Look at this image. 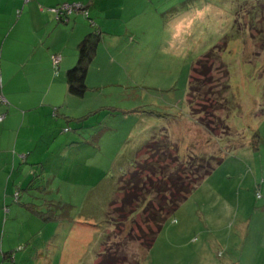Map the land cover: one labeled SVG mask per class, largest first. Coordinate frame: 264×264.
Returning <instances> with one entry per match:
<instances>
[{
    "label": "rangeland",
    "instance_id": "obj_1",
    "mask_svg": "<svg viewBox=\"0 0 264 264\" xmlns=\"http://www.w3.org/2000/svg\"><path fill=\"white\" fill-rule=\"evenodd\" d=\"M100 2L102 8L119 12L112 6L114 2L96 0ZM115 2L118 4L117 0ZM242 2L244 0L126 2V16L121 12L118 18H125L129 30L122 35H111L107 28L103 31L111 37L103 35V40L108 41L104 44L106 48L100 42L105 53L110 49L108 55L113 62L108 64L106 58L96 60L92 71L97 79L88 84L94 90L88 91L82 99L72 97L75 102H60L54 133L43 135L46 133L43 132L39 148L30 151L28 161L21 158L18 174V170H14L10 180L14 192L7 199V205L10 208L12 203L20 210L16 208V213L9 214L5 222L9 208L0 214V245L4 246L0 261L4 256L13 258L15 255L16 263L7 258L3 264H57L60 253L67 248L63 264H97L100 246L107 241V235L118 241L124 238L126 231H114L104 215L106 206L112 200L117 201L114 194L120 175L131 172L132 166L144 161V154L138 155L139 152L151 147L153 138L161 137H166L177 148L182 162L188 156H201L209 161L219 160L220 165L162 225L149 250L127 241L124 252L129 264H226L227 241L236 244L233 250H237V245L244 240L252 248L251 240L263 239L264 46L251 39L256 32L246 24V15L253 3L259 4L256 0L244 4L240 16L235 15L237 21L243 22L237 26L241 38L228 39L229 44L224 45V37L232 36V25L237 23H233L235 6L240 7ZM117 32L121 33L122 29ZM215 46L224 49L220 61H214L215 72L223 74L220 65L226 66L230 91L236 102V108L226 118L232 133L221 131L217 137L195 126L187 106L191 69ZM104 52L100 58L106 55ZM86 115L83 127L77 131L66 123L70 116L77 119ZM201 120L196 119L199 124L207 125ZM205 121L211 131L223 128L219 122ZM67 127L70 132L63 133ZM254 135L258 136L256 143L252 142ZM59 137L76 142L62 144L63 149L51 147V143L59 142ZM80 142L85 144L79 145ZM4 150L0 159L10 158ZM39 159L45 165V177L40 180L39 188L25 190L31 181L27 178L30 165ZM55 161L64 163L53 166ZM77 161L82 164H76ZM7 173L9 175L10 171ZM85 199L81 212L80 205ZM50 201L77 204L69 212L73 222L66 220L58 224L39 219L24 206H39ZM223 205L225 209H221ZM92 207L95 209L91 210ZM56 210L60 215V209ZM77 214L79 218L75 219ZM240 223L244 224V230ZM232 255L236 256L234 264H253L249 252L243 257L239 251H233Z\"/></svg>",
    "mask_w": 264,
    "mask_h": 264
},
{
    "label": "trees",
    "instance_id": "obj_2",
    "mask_svg": "<svg viewBox=\"0 0 264 264\" xmlns=\"http://www.w3.org/2000/svg\"><path fill=\"white\" fill-rule=\"evenodd\" d=\"M251 1L253 0H244V2L240 3V7L238 5L235 6L233 23L237 21L235 15L237 17L240 16V8ZM256 1L259 4L253 3L252 10L246 15L248 22L246 24L256 32V35L252 36L251 39L263 47L264 0ZM83 8L87 11V6H83ZM60 20L64 21L63 19ZM242 23L237 21V23L232 25V27L234 26L233 34L230 37H224V45L225 43L229 44L228 41L231 39L241 38L239 36L240 32L237 31V26L238 24L242 25ZM100 35L98 31L92 32L78 44L76 64L66 72L65 76L67 93L73 98L82 99L88 91L94 90L93 88H89L90 86L88 87L87 75L100 44ZM223 52L224 49L221 46H215L204 55L203 59L198 60L194 64L191 69L187 93V106L190 109L189 115L195 122V126H198L209 135L215 134V137H217V134H221V131L222 133H232L227 125L226 118L236 108L235 99L230 91L229 74L226 66L223 63L219 64L222 68L221 72H224L223 74H219L220 72H215V66L213 65L214 61H220V56ZM194 75H197L199 78H195ZM0 95L3 97L1 88ZM194 107L197 108L195 109ZM57 109L54 111L55 117H57ZM87 117L86 115L78 119L67 118L66 120L68 125L70 124L75 127L72 128L73 131H77L84 125L83 121ZM198 118H202L200 122H204L207 125L203 126L199 124L196 121ZM205 119L209 120L210 123L211 121L212 123L219 122L223 128L211 131ZM71 122H75V124ZM62 132L68 134L70 130L68 128ZM74 136L78 137L76 134ZM225 136H231V134H226ZM253 138H255L252 141L253 143L258 142L257 135H254ZM84 141L87 142L86 140ZM153 141L154 144L151 147H146V149L138 154H144V161L132 166L133 170L131 172H127V174L124 172L120 175L122 176L120 179L117 177L115 180L116 183L119 179L116 183L117 187L114 194L117 201L112 200L106 206L104 215L106 216V220H110L111 225L109 226L114 231L116 229H120L122 232L123 230L126 231L123 234V239L116 235V237L120 238L118 241L116 239L112 240L109 234L107 235V241L100 246L102 250L99 256H97V264H129V260L124 252L125 244L128 242V244L134 243L136 246L149 250L150 246H152L153 238L160 233L162 225L174 215L179 206L199 187L202 181L209 175H212L215 167L220 165L219 160L209 161L201 156H188L185 162H182L183 160H179L177 148L166 137L155 140L153 138ZM75 142V139H70L68 144L74 145ZM82 144L85 143H79V145ZM58 162L64 163V161H55L53 166L58 165ZM49 163H47L48 166H50ZM76 164L81 165L82 162L77 161ZM44 172H46L44 163L37 161L31 164V181L29 180L30 182L25 190L39 188L38 184L40 180L45 177L43 175ZM84 203H86V199L83 205H80L81 212L85 208ZM76 205L70 206L50 201L41 203L39 206L34 204L24 206L33 216L39 219L45 218L44 220L57 221L58 224H61L66 222V220L73 222L71 213L69 212ZM57 208L61 211L60 215H58ZM93 209L95 207L91 208V210ZM78 215L80 214H77L74 218H79ZM135 216H138L139 220H136ZM143 228L146 229L143 230Z\"/></svg>",
    "mask_w": 264,
    "mask_h": 264
},
{
    "label": "crops",
    "instance_id": "obj_3",
    "mask_svg": "<svg viewBox=\"0 0 264 264\" xmlns=\"http://www.w3.org/2000/svg\"><path fill=\"white\" fill-rule=\"evenodd\" d=\"M110 1L114 2L112 6H116L119 12L111 11V8H102V3H96V0H32L27 3L24 0H0V88L5 100L0 104V117L3 118L0 123V155L4 153V149L10 155V158L4 156L0 159V214L3 210L6 213L5 209L9 208L7 199L12 197L14 192L10 187V180L14 177V170H18L17 174L19 173L21 158L28 161L30 151L39 148V139L43 138L41 135L43 132H46L43 135L54 133V130L52 131L56 118L54 111L58 108L56 113L58 116L61 107L59 103L76 100L67 93L65 76L76 64L78 44L88 34L98 31L101 34L100 42L106 48L104 44L108 41L103 40V35L107 37L109 35L103 30L106 31L108 28L111 35H122L129 30V23L125 18H118L121 12L126 16V2L129 0H117L118 4L115 0ZM73 3L87 6V18L82 14H76L67 20L59 21L54 11L62 4ZM119 25L122 28H118ZM121 29V33L117 32ZM101 43L89 67L87 84L92 79H97V75L92 71L96 60L106 58L108 64L113 62L112 56L108 55L111 53L110 49L108 48L105 53L101 49L103 48ZM103 52L106 55L103 54L100 58ZM54 57L60 58L56 67L53 65ZM68 119L76 118L70 116ZM70 127L75 128L72 125ZM57 139L59 142L51 143V147L63 149L62 144H68V141H63L61 137ZM7 171H10L9 175ZM11 205L4 222L9 214L20 210L19 206L12 203ZM225 208L224 205L221 207ZM221 209H218L219 212ZM239 226L244 230V224L240 223ZM251 241L254 242L252 248L251 244L248 245L244 240V243L237 245L239 247L237 250H233L236 244L232 245V241H227L224 249L228 256L226 264L235 263L236 256L232 255L233 251H239L241 257L245 252H249L253 264H263L264 237ZM66 252L60 253L57 264H63ZM0 253H4L3 243L0 245ZM7 258L16 263L15 255L13 258L11 256ZM7 258L4 256L0 264Z\"/></svg>",
    "mask_w": 264,
    "mask_h": 264
},
{
    "label": "built area",
    "instance_id": "obj_4",
    "mask_svg": "<svg viewBox=\"0 0 264 264\" xmlns=\"http://www.w3.org/2000/svg\"><path fill=\"white\" fill-rule=\"evenodd\" d=\"M26 3L30 2L32 0H24ZM56 18L61 21L60 19H67L73 14H82L83 17H87V11L84 10L83 6L80 4H62L60 5L55 11H54ZM60 62L59 57L53 58V65L56 67ZM4 98L0 95V103H4ZM2 120V117H0V122Z\"/></svg>",
    "mask_w": 264,
    "mask_h": 264
}]
</instances>
